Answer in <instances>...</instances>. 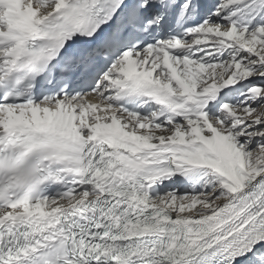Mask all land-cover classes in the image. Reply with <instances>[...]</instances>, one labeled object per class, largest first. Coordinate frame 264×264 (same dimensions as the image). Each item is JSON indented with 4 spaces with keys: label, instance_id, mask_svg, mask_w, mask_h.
I'll use <instances>...</instances> for the list:
<instances>
[{
    "label": "snow or ice",
    "instance_id": "1",
    "mask_svg": "<svg viewBox=\"0 0 264 264\" xmlns=\"http://www.w3.org/2000/svg\"><path fill=\"white\" fill-rule=\"evenodd\" d=\"M0 264H264V0H0Z\"/></svg>",
    "mask_w": 264,
    "mask_h": 264
}]
</instances>
